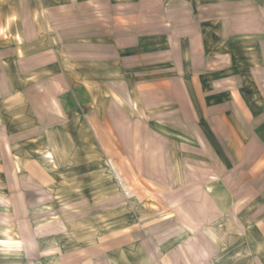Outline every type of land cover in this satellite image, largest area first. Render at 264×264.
Returning <instances> with one entry per match:
<instances>
[{
    "label": "crops",
    "instance_id": "0c3cea01",
    "mask_svg": "<svg viewBox=\"0 0 264 264\" xmlns=\"http://www.w3.org/2000/svg\"><path fill=\"white\" fill-rule=\"evenodd\" d=\"M64 127L114 129L152 212L70 248L17 216L59 193ZM0 264H264V0H0Z\"/></svg>",
    "mask_w": 264,
    "mask_h": 264
},
{
    "label": "rangeland",
    "instance_id": "374dc122",
    "mask_svg": "<svg viewBox=\"0 0 264 264\" xmlns=\"http://www.w3.org/2000/svg\"><path fill=\"white\" fill-rule=\"evenodd\" d=\"M128 103L132 106L131 100ZM80 109L82 110V108ZM87 116L89 115L79 113L67 120L73 122L75 126H81L84 122H88ZM90 117L93 122H99L102 121L103 115L92 114ZM126 117L124 121L131 120L130 115H126ZM142 118L145 121L153 120V117L146 113L142 114ZM61 120L67 121L64 116ZM139 120L141 119L139 118ZM54 132L43 130L42 144L44 147L50 148L49 142ZM100 133H107L113 140L115 139L116 131L114 129L91 128L86 130L82 127L59 129L57 146L60 158L57 163L60 174L59 193L54 195L51 200H43L41 206L39 204L36 209L24 211L23 215H17L25 216L31 220L34 218L43 223L58 220L60 230L67 228L68 231H64L66 234L62 235L63 241L61 242V245L66 248L90 241L102 229L114 228L115 223L121 222L119 219H141L152 212L138 207L134 202L136 198L131 199V191L127 187L129 184L125 178L121 177L120 171L116 167V147L113 143L106 149L100 146L97 140ZM90 139H92L91 141L95 140V144L88 146L86 142ZM136 148L143 152L144 146L138 145ZM120 159H123V156H120ZM123 164L125 167H129L126 160L123 161ZM120 181L122 183L125 181L124 188L127 191H122L123 203L126 206L121 211L117 210L114 201V198L120 194L117 193L118 188H121ZM135 184L143 190L140 184ZM156 197L158 201H162L163 195ZM118 213L119 217L116 220ZM9 217L13 222L12 219L16 215L12 214Z\"/></svg>",
    "mask_w": 264,
    "mask_h": 264
}]
</instances>
